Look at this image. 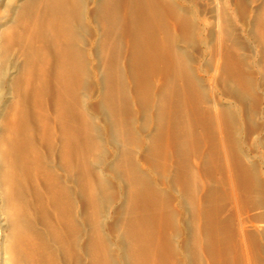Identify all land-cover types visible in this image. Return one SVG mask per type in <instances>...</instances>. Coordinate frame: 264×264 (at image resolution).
Masks as SVG:
<instances>
[{
  "label": "bare ground",
  "instance_id": "obj_1",
  "mask_svg": "<svg viewBox=\"0 0 264 264\" xmlns=\"http://www.w3.org/2000/svg\"><path fill=\"white\" fill-rule=\"evenodd\" d=\"M201 1L200 5L199 0H2L3 6L0 8V204L3 202L4 206L2 205L3 211H0L7 217L4 222L8 224L10 234L6 245L0 230V264L180 263L181 260L178 261L175 257V250H168L169 242L165 229L168 228L166 225L168 224L166 223L168 221L166 214L168 206L166 207V203L162 199L165 197L163 191L167 190V187H164L166 184L160 183L153 175L149 180V175L145 173L147 179L144 171L142 172L137 166L136 157H133L136 154L130 155V151L127 155L122 153L127 150L124 149L126 145L122 146L124 150L122 151L117 146L115 135L117 132L123 131L119 133L120 135L118 134L120 137L123 136V140L127 138L124 137L126 131H134L132 130L133 126L129 123V116H123V111L128 112L130 105H133L131 101L130 105L128 103V100L132 99L127 89L132 85L134 79V83H139L135 87H140V90L138 89L136 92H139L140 96V93L148 94L147 96L151 97L145 95L147 101L149 99L148 103L152 104L154 100L157 104L156 109L159 110V113L155 112L160 115L156 116L155 113L154 115L158 119L161 116L160 121L158 119L156 121L161 124V137H163L162 135L165 137L162 139L165 140L164 147L167 157L164 150L163 158H167H164L166 160L164 169L167 174L170 173V167L174 161L172 159H175L176 156L178 159V156L182 155L186 148L185 146H183L185 149L179 148L187 141L197 143L195 148L198 152H194L199 153L200 159L204 157L203 160L206 161L205 154L208 153L206 139L209 137H205L203 130L209 131L210 126H204L208 120L214 121L217 129L214 125L213 128L216 131L211 127L207 133L214 130L219 134L218 147L213 145L217 143L215 141L214 143H212L213 141L209 142V144L212 143L211 145L218 148V151L216 150L220 153L218 156L223 158L228 172L233 171L230 169L232 152L228 144L232 140L228 141L230 134L227 132L229 130L225 124L229 121L225 122L224 120V115L228 114L225 112H228V109L232 110V104L230 101H223L222 96L225 94L222 91V84H226L228 81L227 71L237 72L234 73L238 77L239 83L236 80L237 84H240L238 87L244 84L241 85L242 81H247L243 64L245 61L242 62L238 54L240 46H242L241 40H239L241 38L234 33L233 20L230 19L229 4L231 0ZM202 5L203 12L201 11ZM251 12L258 15L260 20L259 27L261 29L259 32L260 38L263 39L261 45H263L264 4L260 8H253ZM255 23L257 24V22ZM87 24L90 25L88 27L95 35V40L89 49H82L80 33ZM249 27L250 22L243 23L241 33L248 32ZM190 37L199 42L200 51L196 52L198 63L195 60V53H193L195 48L185 41V38L189 39ZM195 40L193 42H196ZM121 52L125 56L124 62L127 65H125V70L127 67L130 68L132 81L126 71L119 66L121 62L118 57L121 60ZM210 52L213 55L214 65L208 69L202 65L201 61ZM257 67H259L260 73L264 74V61ZM89 77L95 80L99 88V96L107 99L105 104L103 103L105 106L100 103L103 98L96 101L99 102L98 105L93 106V104H89L87 96L82 95V85ZM247 78L249 79V77ZM202 83L208 85V89L214 97L213 102L207 106L205 102L207 100H202L207 96L204 95ZM247 83L249 84V81ZM248 84H246V88H248ZM249 86L251 85L249 84ZM142 90L144 93L141 92ZM250 91H253L251 87ZM134 95L137 99L140 97L137 94ZM119 106L121 107L119 108ZM145 106L148 107V105ZM106 107L113 109L110 110L112 114H107ZM109 109L107 110L109 111ZM243 111V105H236L234 108L235 120L241 121ZM134 115L136 116V114ZM99 116H104L101 119L103 120V129L108 138H112L117 145H114L111 152L107 151L112 153L110 164L108 161L103 168L100 166L101 168L96 169L95 165L103 158V152L107 148L106 143L108 142V138L105 140L100 133L102 126L98 123ZM148 118L150 120V116ZM206 127L208 129H205ZM200 128H204L203 132L198 130ZM229 129L233 130V128ZM133 137L136 138V136ZM154 140H150L149 144H153L156 141ZM211 140L209 138V141ZM163 149L162 147L161 150ZM209 151L211 152V150ZM180 152L181 154H179ZM210 152V155H215L214 151ZM122 154L124 157L130 156L129 166L126 165L125 159V163H123V159L121 160ZM132 157L135 163L131 160ZM145 157L143 156V158ZM190 157L188 156V158ZM147 159L144 164L149 161V158ZM197 159L199 160V158ZM164 160L162 159V162ZM217 160L220 162L222 159ZM150 162H148L149 166L152 164ZM181 162L185 164L183 161ZM181 162H178L180 164L174 168L181 167L183 169L185 166H189L187 163V165H183L184 167L179 166ZM221 162L220 165L223 164ZM122 168H126L124 169L126 170L125 174ZM154 168L156 170V167ZM59 169L63 174L59 172ZM241 169L244 173H250L245 166ZM152 172L154 171L152 170ZM69 173L71 174L70 179L74 174L72 181L78 184V192L82 193L81 195L85 199V201L82 200V203H88L92 207H98L100 197L104 196L103 193L115 185V191L122 202V209L129 211L128 225L132 236V242L129 240L132 244L130 248H127L126 241L121 239L117 244L119 252L115 256L111 253L106 238L99 230L90 240L82 239L85 236V231L79 224L81 215L75 209L76 194L72 190L74 188L69 186ZM122 173L123 176H121ZM188 173L191 175L192 172ZM195 174L197 175V173ZM182 175L187 176V173ZM190 175L187 176L188 181L192 178ZM211 178L209 177L207 180ZM229 180L231 196L238 207H241V203L238 204L239 191L237 188L239 187L236 186L233 177ZM196 185L199 187L198 184ZM172 189L175 188L172 187ZM203 195L204 199L207 195L206 193ZM80 197L82 198L79 195ZM218 199L220 200V198ZM166 200L168 201V199ZM204 203L202 200H198L196 217L200 222L205 217V207L207 206H204ZM178 208L180 211L184 210L181 200L178 202ZM219 209L221 210V208ZM40 210L44 211L45 216H43L48 221L47 232L49 233L46 236L41 233L34 222L39 216ZM52 212L56 213V222L55 220L54 222L50 221ZM213 214H211L213 215L212 220L210 217L205 219L211 220L217 230V233H214L216 234V244L213 247L218 249L212 251L216 260L215 262L213 259L211 261L213 264H231L232 259L228 257L230 254L228 253V255L226 249L222 248L225 247L226 242L229 243V237L226 234V244L222 247L220 244L222 243L221 236L223 237L221 231L231 232L233 226L230 224L232 223L230 221V224L225 223L232 226L231 228L223 226L218 217L219 214ZM242 220H240V228H238L242 246H236L233 241L235 247L233 251L231 250L232 244H230L231 246L226 245L230 246L232 254L234 253L232 256L236 257L235 260L244 257L243 251L247 248L245 243L248 238L245 226L247 221L243 220V222ZM234 221L236 222V220ZM4 222L2 221V224ZM199 228L201 229V225ZM4 229L6 228L4 227ZM94 229L96 230V228ZM211 230L213 229L211 228ZM51 237L56 241L51 242ZM6 238L4 239L6 240ZM235 238L239 244V238L233 237V239ZM211 243L214 244L212 241ZM198 249L200 250L199 247ZM246 251L250 252L248 248ZM249 257L251 256L244 258L246 264H259ZM210 264L212 263L210 262Z\"/></svg>",
  "mask_w": 264,
  "mask_h": 264
},
{
  "label": "rangeland",
  "instance_id": "obj_2",
  "mask_svg": "<svg viewBox=\"0 0 264 264\" xmlns=\"http://www.w3.org/2000/svg\"><path fill=\"white\" fill-rule=\"evenodd\" d=\"M232 1H234V2H232ZM199 3L201 5L202 1L199 0ZM263 4H264V0H260L258 2H257V0H231V3L229 4V6H230V19H231V21L233 20L232 25H234L233 30H234V33L238 34L237 36H239V38H241L239 40L242 41V42L240 41V43L243 46V48H242V46H240L241 47L240 53H238L239 58L241 59L242 62L245 61V63H243L245 66L247 65V67L244 66V68H245L244 70L246 71L245 72V75H246L245 78L247 79V81H249V84L251 85V86H249L247 81H242V83L241 82L240 83H241V85L244 83L245 84V85L243 84L244 87H243V85L241 87H238L240 84H237L238 77H237V75H235V73H237L235 71H234L235 73L233 72L234 74L231 73L230 71H227L228 73H226V74H227V77H229L228 81L226 84H222V91H223V94H225L222 96L224 98L223 101H230L232 104V110L228 109V112L227 111L225 112V114H227V113L228 114L224 115L225 122L229 121L228 123L227 122L225 123L226 126L228 127L227 129L229 130L227 132L230 134L228 136L229 137L228 141L230 142L232 140L230 143H228L230 150L232 152V154L230 152V154L232 156V159H231L232 164L230 163V166H231L230 169L233 170L231 172H228L229 170H228L227 165L225 164V162H223L224 161L223 158L219 157L220 153L217 152L218 148H216V147H218L219 134H217V132L216 133L214 132V130L216 131V129H217V125L214 121H209V120H208V123H206L204 126H208V127L210 126V128H209V131H210L211 127H212V129H214L213 127H214V125H216L215 126L216 129H214L212 131L213 133L212 132L207 133L209 131L203 130L204 128L198 129V130H200V132L204 131L203 133L205 134V137L208 136L210 138V140L212 139L211 141H209V138L207 137L208 139H206V142H207L208 146L211 145L212 143H214V141L217 142V143L213 144V145H217L216 147L213 145H211L210 147L207 146L206 150H208L207 151L208 153L205 154V156H206L205 160L206 161L203 160L204 157H203V159H200V157L198 156L199 153L196 154V152H194V151H197L195 148L196 147L195 145H197V143H195V141H187V143L183 144L182 147L179 148L181 150L185 149V148L187 149V150L185 149V151H183L182 155L178 156V159L179 160L181 159V160L179 161L177 159V156L175 157V159L173 158L172 159V160H174L173 164L170 163L171 164L170 173L167 174L165 172L164 163L166 160H164V158L167 159L166 158L167 153H166V150L164 147L165 146V144H164L165 140L162 139L165 137H164V135H162L163 137H161V134H162L161 133L162 132L161 124L158 123L160 121L159 119L161 116L158 119L157 117L155 118V115H154V113L156 114V116L160 115V114H157V112H155V111H158V113H159V110L156 109L157 104L154 100L152 101L151 99H150V101H152V104H150L151 102L148 103L149 99H148V101L146 99L147 97H149V96H147L148 94L142 95V93H140L141 94V96H140L139 92H136V91H138V89L140 90L139 86H138L139 88L137 86H136L137 88L135 87V85H137V84L139 85V83L138 82H135L136 84L134 83V79L131 75L130 68L127 67L125 70L126 64L124 62V60H125L124 59L125 56H123L124 53L121 52V54H120L121 60L118 57L119 62H121V63H119V66L121 67V69L126 71L128 76L131 77V81L133 79L132 85L129 87V89H127V92L130 95V98L132 99V100H128V103L131 101V103L133 105L131 106L129 103L131 109L129 107L128 112L123 111V116H127V117L129 116V123H131V125L133 126L132 130H134V131L129 130V131H126L127 133L124 132L125 133L124 137L126 136L127 138H124L123 140H122L123 134L121 133L122 137L119 136L120 135L119 133L123 132V131L117 132V135H115V140L118 143V145H117L114 143L112 138H108V136L106 135V133L103 129L104 125H103V120H101V119L104 118V116H99L100 119H98V123L100 124V126H102V127H100V131H101L100 133H102V137H104L105 140H107V138H108V142L106 143V147H107L106 149L107 150L105 149V151L103 152V158L100 159V161L98 163H96L95 168L96 169L101 168L100 166H102V168H103L105 166V163H107L108 161H109L108 164H110V162L112 160V155H111L112 153H109V152L112 151L114 145L119 146L122 149V151H124L122 146L126 145L124 147V149H127V150L122 152V153H125V155H127L128 151H130L131 152L130 155L136 154L135 156L133 155V157H136L135 161L138 164L137 166H139V168L142 170V172L144 171L143 172L144 174L146 173L149 175V180L151 178V175H153L154 178L157 179L160 183L166 184V186H164V187H167V190L163 191L164 192L163 195L165 197H163L162 199L165 201L166 207L168 206L166 208L168 211V213L166 211V214L168 216L167 217L168 219L166 218L168 220V221H166V223H168V224H166V225L168 228H165L166 229V235L168 237V242H169L168 243V250H170V249H171V251L175 250L176 259L178 261L181 260V261H179L180 262L179 264H200V263L203 264V262H205L204 264H210V262L213 264V262L211 261L212 259L215 262L216 256L214 253H212V251L216 249L213 246L216 244V240H215L216 234H214V233H217V230L215 229V227L213 226V223L211 222L212 216L214 215L213 213H215L216 215H218V214L220 215V216L218 215V217H219L221 223H223V226L226 225L228 227L229 226L228 223L229 224H230V222L232 223L230 225H232L233 227L229 226V228L232 227L231 232H233V233H231L229 231H225V230L221 231V233L223 232L222 235L224 238L221 236L222 243L220 245L222 247L226 243H227L226 245L232 244L233 247L231 245L230 246L232 248L231 250H233V251L235 249L234 243H236L235 244L236 246H240V247L242 246V239H241V236L239 234V229H238V228H240L239 222L241 219L244 220L245 218H247L244 220V221H247L245 226H246V234L248 237L247 238L248 241L246 240L245 243H246V247L248 248V250H250V252L246 251L247 250V248H246V250H244L246 253L243 251L244 257L241 256L243 259L240 258V260H239L237 258L235 260L236 257L232 256L234 253L232 254V251L230 250V246L225 245V247H222V248L226 249L227 254L229 253L231 255L230 256L228 254L229 255L228 257H231V259H232L231 264H235L236 261H237L236 264H240L241 262H242L241 264H246V261H245L246 259H244V258H247L248 256H251L249 258L251 260L253 259L252 261H254V262L257 261L259 264H264V74L260 73L259 67H257V66H259V64H263V61H264V59H263L264 58V44L261 45L263 43L262 42L263 39L260 38L261 35H260L259 31H260L261 27H259L260 20L258 18V15L255 14L256 15L255 16L254 13L251 12V10L253 8H260L263 6ZM2 6H3V2H2V0H0V8ZM201 11L203 12V5L201 7ZM234 11H235V13H234ZM249 22H250L249 31L242 34L241 28L243 27V23H249ZM255 22H257V24ZM88 26H90V25L87 24L86 26H84L82 32L80 33V39L82 38L80 41L82 49H87V48L89 49L91 47L92 43L94 42L93 40H95V35L92 33V31L90 30V27H88ZM236 31H237V33H236ZM190 38L189 39L185 38V41L192 48H195L194 49L195 52H193V53H195L194 55H195V60H196V55H197L196 52L200 51V46L198 44L199 42L193 38H191V41H192L191 42ZM194 40L196 42H193ZM196 44H198V45H196ZM242 49H243V51H242ZM259 51H261V52H259ZM252 53H253V55H252ZM260 55H262V56H260ZM256 56H258V57H256ZM206 58L202 59L201 63L205 68L211 69L214 65V62H213L214 59H212L213 55L211 54V52ZM256 58H258V59H256ZM197 63H198V61H197ZM250 65H251V69H250ZM248 67H249V69H248ZM128 69L130 71V74H129ZM246 73H249L250 75L246 74ZM230 74L233 75L232 78H230L231 77ZM247 77H249V79ZM253 78H255V79L257 78V79L255 80ZM238 83H239V81H238ZM246 84H248V88L245 87ZM260 84H261V86H260ZM250 87L252 88L253 91H250ZM202 88L204 90V95L205 96L207 95L206 97L204 96L205 98H203L202 100H207V101H205L207 104L204 102L207 106L213 102L214 97L210 93L207 84L202 83ZM247 89H249V90H247ZM224 90H226L228 92L226 93V91L224 92ZM98 92H99V88H98L95 80L91 77L87 78L82 85L81 93L85 97L87 96L86 98L88 99L89 104L91 103V105L93 104V106H96V104L98 105V103H99L96 101H99V99L101 100V98L106 99L105 97H102V96L100 97ZM141 92L144 93L143 90ZM134 94H137V96H140V97H138V99H137L136 95H134ZM145 95L147 97H145ZM149 98H151V97H149ZM103 99L100 102L102 104L107 101V99L106 100H103ZM239 100H241L242 102H240ZM244 103H246V104H244ZM205 104H203V105H205ZM145 105H148V107ZM236 105H243L244 111H243L241 121L235 120L236 117L234 114V108L236 107ZM120 107L121 106H119V108ZM132 108H133V111H132ZM148 108H150L151 110ZM107 109H109V108L106 107L107 114H112V113H110V110H113V109L110 108L109 111ZM144 110H146L148 113ZM132 112H134V113H132ZM149 113H150V115H149ZM134 114H136V116ZM147 114H148V116H147ZM244 114H246V115H244ZM149 116H150V120L148 118ZM156 119H158L159 121L157 122ZM134 122H136V123H134ZM208 127H206L205 129H208ZM229 128H233V130L230 131ZM136 132H137V134L135 135ZM153 132L155 134H152ZM227 132H226V134H227ZM231 133H233V134L231 135ZM126 134H128V135H126ZM131 135L136 136L137 139L133 136L131 137ZM139 139L141 142L139 141ZM137 140H138V142H137ZM150 140L151 141L154 140L155 142H157V143H155L153 141L157 146L154 143L153 144L151 143L152 145L149 144L151 142ZM143 141L144 142L146 141V144H144ZM189 142H191V143H189ZM209 142H212V143L209 144ZM234 143H235V145H234ZM150 145L154 149H152ZM153 145H155V146H153ZM183 146H185V148ZM162 147L164 148L163 150H161ZM159 148H161V149H159ZM46 150H47V148H46ZM145 150H147V151H145ZM154 150H156V151H154ZM164 150H165V154H166L165 156L166 157L163 158V156H164L163 151ZM188 150H189V152H187ZM191 150H193V151L191 152ZM209 150H211V152L214 151L213 153H215L216 156L214 154L210 155ZM107 151H109V152H107ZM181 152L179 154H181ZM184 152H187V153H184ZM147 153H148V155H147ZM156 153H157V155H156ZM160 153L163 155H161ZM218 154H219V156H218ZM106 155H107V157H106ZM145 155H147V156L145 157ZM176 155H178V154H176ZM186 155L191 156V157L188 158V156L186 157ZM195 155H197L196 159H195ZM143 156L145 158H143ZM129 157L130 156L124 157V155H123L121 158V160L123 159L122 160L123 163L126 162L127 166H129V164L131 162ZM133 157L131 160H133ZM147 158H149V161H147V164L146 163L144 164V161L148 160ZM197 158H199V160ZM124 159H125V162H124ZM156 159H158V160H156ZM162 159L164 160V162H162ZM168 159H169V161H171V159L169 157H168ZM217 159H222V160H220V162L222 161L224 165L223 164L220 165V162ZM150 160H151V162H150ZM114 161H116V160H114ZM135 161L133 160L134 163H135ZM181 161H183V163H185V164L187 163L189 166L186 167L185 164H182ZM148 162H150V164L151 163L152 164L149 166ZM178 162H181V165H179V166L184 165L185 167L183 166L184 167L183 169L181 167H178L177 169H175L177 167V164H180ZM190 163H191V165H190ZM175 164H176V166H175ZM152 165H153V168H151ZM221 166H223V167H221ZM244 166L247 169H249L248 171H250V173L249 172L244 173L243 171H241L242 170L241 168ZM124 167H126V166H124ZM154 167H156V170H154L155 169ZM157 168H159V169H157ZM160 168H163V169H160ZM122 169H123V173L124 172L126 173V170H124L126 168H122ZM173 169H174V171H173ZM152 170L154 172H152ZM59 172L61 174H63V172L60 169H59ZM188 172H192L191 175ZM120 173H121V171H120ZM123 173L121 174V176H123ZM184 173H187V176L190 175V178L192 176L191 179H193V180L189 179V181H188L187 180L188 177L182 175ZM195 173H197V175ZM230 173H232V174H230ZM233 173H234V175H233ZM146 174H145V176L148 179ZM247 174H249V175H247ZM164 175H165V178H164ZM180 176H184V177H180ZM69 177H71V174L68 176V178ZM73 177H74V174H72L71 179L69 178L70 182H68V183H69L70 187L74 188V189H72V188H70V189H72L74 191V194H76V208L75 209H76V211H79L78 214L81 215L79 224H80L81 228L85 231V233H84L85 236H83L82 239L84 241L90 240V238L96 234V231L99 230L102 232V234L106 238L108 245H109V248L111 250V253L114 254L115 256L119 252L117 249L118 248L117 244H119L121 239H124V241H126L125 243L127 244L126 245L127 248H130L132 246V244H131L132 236L130 235V229H129V225H128L129 224L128 223L129 222V215H128L129 211L127 209H122V202L119 200V196L117 195V192L115 191V188H116L115 185L113 188H111L109 191H107L109 193H107V192L103 193L104 196L100 197V200H99L100 203H98V205H97L98 207H96V206L92 207V205H90L88 203H85V204L82 203V200L85 201V199H84L83 195H81L82 193L78 192L79 186L77 187L78 184L77 183L75 184V182L72 181V180H74ZM209 177L210 178L212 177V178L207 180V178H209ZM231 177H233V179L236 181V186L239 187V188H237L239 191V202H238V204L241 203V205H240L241 207H238V205L234 202V200L231 196V187H229L230 186V180L229 179ZM160 180H162V181H160ZM207 182H209V183H207ZM199 183H202V184L200 185ZM204 183H205V185H204ZM114 184H116V183H114ZM192 184H193V186H191ZM196 184H198L199 187ZM208 184H209V187H208ZM168 186H169V188H168ZM172 187L175 189H172ZM207 188L212 189L215 192H213L212 190H208ZM185 189H188L190 191L185 190ZM113 191H115V193H113ZM78 193H80L79 195L82 196V198L81 197L79 198ZM205 193L207 195V196L206 195L205 196L208 199L206 197H204V199H203V196H204L203 194H205ZM210 194L213 196H211ZM196 195H198V196H196ZM193 196H194V198H193ZM218 198H220V200ZM166 199H168V201ZM209 199H212L214 201L209 200ZM180 200H181V202H183V206H184L183 211H180L178 208V202ZM198 200H202L203 203L205 200V203L207 202V204L209 205L208 206L207 204L204 203V206H207V207H205L206 208L205 209V217L202 220V222L197 220V217H196L197 216L196 210H197ZM2 205L4 206L3 202L0 204V206L2 207ZM1 207H0V210L3 211V207L2 208ZM193 207H195V208L193 209ZM219 208H221V210H223V211H221ZM177 210H178V212H177ZM170 212H172L173 214H171ZM237 212H239V213L241 212V214H239V213L237 214ZM2 213H4V212H2ZM38 214H39V216H37L36 219L34 220L35 226L39 230H41V233H43L46 236L49 233V232H47L48 231L47 230L48 221L46 220V217H44L45 213L43 210H40ZM52 214H53V216H52ZM52 214H51L52 217L50 216V221L53 220L52 222H54V220H55V222H56L57 221L56 220V213L52 212ZM211 214H213V215H211ZM224 214H226V215H224ZM4 215L5 214H1V211H0L1 236L4 240V243L6 244V243H8V240H9V234H10L9 232L10 231L8 230V227H7L8 224L4 222L5 218L7 219V217ZM2 216H3V219H2ZM209 217L211 220H205V219H209ZM94 219L97 220L96 223H95L96 220H94ZM221 219H223L224 221ZM234 220H236V222ZM2 221L4 222L3 224H2ZM45 221H47V222H45ZM226 222H228V223L225 224ZM202 223H204V224H202ZM205 223L207 224V226ZM235 223H236V225H235ZM200 225H201V229L199 228ZM4 227L7 230L4 229ZM195 227H196V229H195ZM94 228H96V230ZM211 228L213 230H211ZM212 231H213V233H212ZM205 233H207V234H205ZM234 233L236 234V236ZM225 234L227 235V237H229L228 238L229 243L226 242ZM232 234H234L233 237H238L239 239L238 238L237 239L240 240L241 243H240V241H238L239 244H237V240H236V238L233 239ZM6 236H7V238H6ZM4 238H6V240ZM52 238L53 237L50 238L51 242H55L56 239H54V238L52 239ZM201 239H204V240H201ZM211 241L214 242V244L211 243ZM233 241H234V243H233ZM193 245H195V246H193ZM198 247L200 248V250L198 249ZM215 247H218V246H215ZM217 249H216V251H217ZM248 253H250L251 255H249ZM199 255H201V256H199ZM203 258H204V260H203Z\"/></svg>",
  "mask_w": 264,
  "mask_h": 264
}]
</instances>
